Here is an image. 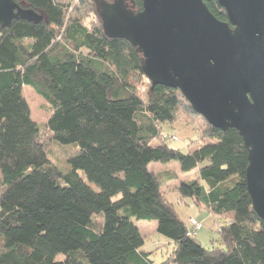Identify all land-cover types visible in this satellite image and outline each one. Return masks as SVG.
Returning a JSON list of instances; mask_svg holds the SVG:
<instances>
[{
  "label": "trees",
  "instance_id": "1",
  "mask_svg": "<svg viewBox=\"0 0 264 264\" xmlns=\"http://www.w3.org/2000/svg\"><path fill=\"white\" fill-rule=\"evenodd\" d=\"M14 1L42 19L0 26V264H155L133 220H154L172 242L159 264H264V221L247 192L238 131L211 126L177 88L151 86L135 47L104 34L95 0ZM203 1L227 20L215 0ZM24 86L49 104L41 129ZM177 120L198 121L197 148L166 144L161 125ZM54 141L76 146L65 171L47 157ZM172 161L196 170L177 189L221 219L216 246L189 235L166 181L149 169Z\"/></svg>",
  "mask_w": 264,
  "mask_h": 264
},
{
  "label": "water",
  "instance_id": "2",
  "mask_svg": "<svg viewBox=\"0 0 264 264\" xmlns=\"http://www.w3.org/2000/svg\"><path fill=\"white\" fill-rule=\"evenodd\" d=\"M219 20L203 0H95L107 37L127 40L141 56L151 86L177 88L211 126L234 128L247 149L252 208L264 221V0H215ZM42 16L0 0V26Z\"/></svg>",
  "mask_w": 264,
  "mask_h": 264
},
{
  "label": "rangeland",
  "instance_id": "3",
  "mask_svg": "<svg viewBox=\"0 0 264 264\" xmlns=\"http://www.w3.org/2000/svg\"><path fill=\"white\" fill-rule=\"evenodd\" d=\"M23 91L30 104L31 116L37 123L38 128L41 129L49 112V104L30 86H24ZM182 118L188 117L180 115V119ZM194 124V127L193 125H186L182 120L162 124L161 130L164 133L177 137V140L166 139V144L171 148L180 149L182 152L197 148L200 142L198 134L194 129L195 126L198 128V121L194 120ZM75 147L73 144H61L54 141L47 149V157L52 164L57 166L61 171H65L69 167L67 154L74 151ZM149 169L159 172L160 178L166 181L163 185V190L165 191L167 201L173 206L180 219L187 225L189 216H193L202 223V228L197 233V236H195V239L206 248H211L212 241L214 242V246H216V240L218 239L216 229L218 223L222 222L221 219L209 214L205 208L196 206L190 198L180 197L177 189L181 182L195 179L197 177L196 170L184 172L176 161L169 163L153 162L149 164ZM167 172L174 174L169 180H167ZM79 174L80 176H84L81 171H79ZM91 186L97 189L94 184H91ZM133 221L144 236V250L153 251L154 255L152 258L155 264H159L163 260L164 255L171 252L172 242L156 231V222L154 220ZM56 257L57 259H62L63 254H58Z\"/></svg>",
  "mask_w": 264,
  "mask_h": 264
},
{
  "label": "built area",
  "instance_id": "4",
  "mask_svg": "<svg viewBox=\"0 0 264 264\" xmlns=\"http://www.w3.org/2000/svg\"><path fill=\"white\" fill-rule=\"evenodd\" d=\"M163 138L165 140L169 138L172 140H177V137L175 135H169L167 133H163ZM188 222H189V232H188L189 235L196 236L199 230H201L202 228V223L193 217H189Z\"/></svg>",
  "mask_w": 264,
  "mask_h": 264
},
{
  "label": "crops",
  "instance_id": "5",
  "mask_svg": "<svg viewBox=\"0 0 264 264\" xmlns=\"http://www.w3.org/2000/svg\"><path fill=\"white\" fill-rule=\"evenodd\" d=\"M189 217H193V216H189ZM193 218H195V217H193ZM196 219V218H195ZM141 232V231H140Z\"/></svg>",
  "mask_w": 264,
  "mask_h": 264
}]
</instances>
